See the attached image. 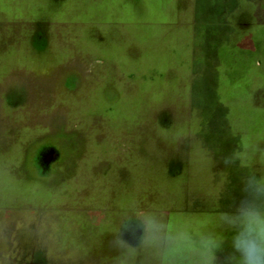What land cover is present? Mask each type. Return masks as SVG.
<instances>
[{"label": "rangeland", "instance_id": "rangeland-1", "mask_svg": "<svg viewBox=\"0 0 264 264\" xmlns=\"http://www.w3.org/2000/svg\"><path fill=\"white\" fill-rule=\"evenodd\" d=\"M212 4L221 28L204 29ZM218 39L241 53L233 74ZM249 166H264V0H0V264H118L113 223L133 205L223 235V260L217 218ZM121 233L139 247L143 229Z\"/></svg>", "mask_w": 264, "mask_h": 264}, {"label": "clouds", "instance_id": "clouds-1", "mask_svg": "<svg viewBox=\"0 0 264 264\" xmlns=\"http://www.w3.org/2000/svg\"><path fill=\"white\" fill-rule=\"evenodd\" d=\"M197 163L203 167L210 160L200 156ZM240 191L242 195L234 204V211L221 213L217 218L218 226L230 234L229 251L223 260L217 257V252L224 250L223 235H200L194 240L183 226L169 230L162 212L140 210L133 205L132 211H124L118 221H109L113 223V246L121 252L118 264H134L139 251L159 256L167 248L182 249L190 264H264V166H249L241 177ZM132 221L134 226H130ZM129 227L134 238L136 228L143 229L139 247H132L123 238L121 228Z\"/></svg>", "mask_w": 264, "mask_h": 264}, {"label": "trees", "instance_id": "trees-1", "mask_svg": "<svg viewBox=\"0 0 264 264\" xmlns=\"http://www.w3.org/2000/svg\"><path fill=\"white\" fill-rule=\"evenodd\" d=\"M215 3L217 4V2L215 1ZM213 5V7H211V8H214L212 11H210L209 13H211V14H209L208 15V17L207 18H205V23H204V29H206V28H211V29H219V28H221L220 27V20L219 19H217L216 18V14H214V10H215V8H217L216 7V5H214V4H212ZM225 46H230V45H228L227 43H225L224 41H221V40H216V41H214L213 42V47H212V49L217 53V55H218V57L220 58V65H222V66H224V65H231V64H233L234 65V69H231V73L233 74V71L234 70H238L237 69V66L238 65H236L233 61L234 60H232V62H230V58L232 57L233 58V54H235V53H238V55H241V53L240 52H238V50H235L234 51V53H231V52H228V51H226L225 53H223V49L225 48ZM229 68H226L225 70H228ZM229 251V250H228ZM227 251V252H228Z\"/></svg>", "mask_w": 264, "mask_h": 264}]
</instances>
